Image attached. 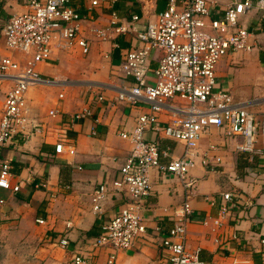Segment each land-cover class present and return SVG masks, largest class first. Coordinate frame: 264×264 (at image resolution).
<instances>
[{
	"label": "crops",
	"instance_id": "crops-1",
	"mask_svg": "<svg viewBox=\"0 0 264 264\" xmlns=\"http://www.w3.org/2000/svg\"><path fill=\"white\" fill-rule=\"evenodd\" d=\"M208 1L211 17L216 18L233 0ZM27 2L0 3V56H11L21 64L30 56L19 58L6 50L2 28L11 15L25 11ZM251 2H262V10L253 7L240 23L255 32V47L249 53L235 52L221 58L216 79L235 103L245 104L258 117L264 113V0ZM68 4L89 18L81 22V34L89 40V53L84 56L77 48L55 52L48 62L35 67L56 84L28 89V115L42 126V132L25 142L14 138L1 154L11 166V178L10 189L0 188V219L12 229L7 241L14 246L5 256L9 259L5 264H72L73 254L90 257L89 264H100L105 259L110 250L102 248L91 253L86 240L100 233L101 226L118 212L127 196L125 191L112 194L98 215L92 211L91 195L98 186L118 178L119 168L129 155L131 145L119 133L130 132L135 119L149 112L145 103L115 101L118 90L132 83L121 73L120 64L128 51L139 46L135 33L164 9L166 0H117L111 6L103 3L98 8H90L88 0H68ZM112 12L127 30L123 34L116 35L109 28ZM134 15L138 20L131 22ZM91 29L106 30L108 39L97 40ZM156 66L157 61L151 60L150 68ZM147 82L153 84L152 73ZM10 87L8 82L0 83V118ZM98 95L103 97L101 103L92 100ZM87 107L91 108V116L74 118L76 112ZM53 109H58L60 115L48 116ZM159 119L166 122L167 115L161 113ZM57 136L65 137L59 154L54 151ZM145 138L157 140L170 157L181 154L179 143L160 139L151 132H146ZM240 141L211 129L199 147L204 150L209 144L216 145L218 151L212 154L220 162L209 169L196 166L189 173L195 190L186 247L198 250L199 260L207 264H264V252L258 245L259 236L264 235V156L235 152L234 146ZM150 184L143 213L145 234L132 249L117 254V264H165L161 242L172 226L171 208L183 200V188L176 178L161 176L157 170L151 171ZM230 190L241 193L252 206L232 208L220 218L221 226L215 227L212 220L218 216L221 194ZM38 218L45 221L44 225L35 222ZM57 238H65L69 248L63 250L51 243Z\"/></svg>",
	"mask_w": 264,
	"mask_h": 264
},
{
	"label": "built area",
	"instance_id": "built-area-1",
	"mask_svg": "<svg viewBox=\"0 0 264 264\" xmlns=\"http://www.w3.org/2000/svg\"><path fill=\"white\" fill-rule=\"evenodd\" d=\"M116 1L88 0L90 8H98L103 3L111 6ZM261 3L233 0L221 16L213 18L208 0H166L164 9L135 33L139 46L128 51L120 64L121 73L132 83L118 90L115 101L131 105L145 103L149 112L135 119L130 132L119 133L131 145L129 155L119 168L118 178L98 186L91 195L92 211L98 215L112 194L125 191L127 196L118 212L101 226L100 233L86 240L91 253L102 248L110 250L100 264H117V254L132 249L145 234L143 213L145 199L151 191L152 170L161 176H173L183 188L182 202L171 208L172 226L161 242L162 259L165 264H207L199 260L198 250L190 251L186 247L187 225L192 215L190 202L195 190V181L189 178V173L196 166L209 169L219 164L220 158L212 154L218 151L216 145L209 144L204 150L199 147L202 137L211 129L228 139L240 138L234 146L235 152L264 156V113L257 117L245 104L235 103L216 79V66L221 58L235 52L249 53L255 47V32L242 26L240 19L253 7L262 10ZM111 17L109 28L116 35L127 31L118 24L114 12ZM86 18L69 6L68 0H28L25 11L11 15L3 25L5 49L30 57L21 64L11 56H0V83L11 84L4 96L0 118L1 189H10L11 178V166L2 158V151L14 138L25 142L43 129L28 115L26 92L32 86L56 84L44 78L35 67L48 62L55 52L77 48L82 55H87L89 40L81 34V22ZM137 20L134 15L130 21ZM90 32L99 41L108 39L106 30L91 29ZM151 60L157 61L153 69ZM149 73L153 75V84L147 82ZM92 100L101 103L103 97L98 95ZM91 112V108H84L74 118H87ZM161 113L167 115L166 122L160 121ZM59 115L58 109L48 112L50 117ZM146 132L179 143L181 154L170 157L167 149H160L157 140L145 138ZM64 145L65 137L57 136L55 153L59 154ZM206 199L214 203L212 198L206 196ZM221 199L218 216L212 220L215 227L221 226L220 218L232 208L252 206L235 190L221 194ZM35 222L45 223L41 218ZM52 239L51 243L61 249L69 248L65 238ZM258 245L264 252V235L259 236ZM71 262L89 264L90 257L73 254Z\"/></svg>",
	"mask_w": 264,
	"mask_h": 264
},
{
	"label": "rangeland",
	"instance_id": "rangeland-1",
	"mask_svg": "<svg viewBox=\"0 0 264 264\" xmlns=\"http://www.w3.org/2000/svg\"><path fill=\"white\" fill-rule=\"evenodd\" d=\"M157 1V0H154ZM12 52V51H10ZM19 58L22 56H26L24 54L13 52ZM10 233H13L12 229L5 223L3 220L0 219V264H5L9 259L5 258V256L12 250H14V246H10L7 241V237Z\"/></svg>",
	"mask_w": 264,
	"mask_h": 264
}]
</instances>
